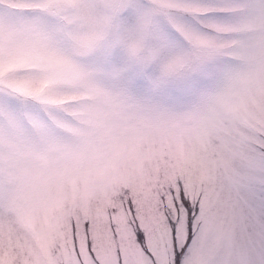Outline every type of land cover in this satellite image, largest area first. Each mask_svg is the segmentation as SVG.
<instances>
[{
  "label": "snow or ice",
  "instance_id": "obj_1",
  "mask_svg": "<svg viewBox=\"0 0 264 264\" xmlns=\"http://www.w3.org/2000/svg\"><path fill=\"white\" fill-rule=\"evenodd\" d=\"M0 264H264V0H0Z\"/></svg>",
  "mask_w": 264,
  "mask_h": 264
}]
</instances>
